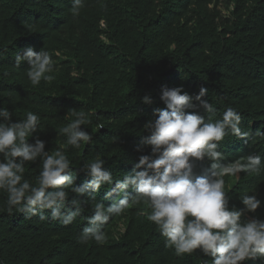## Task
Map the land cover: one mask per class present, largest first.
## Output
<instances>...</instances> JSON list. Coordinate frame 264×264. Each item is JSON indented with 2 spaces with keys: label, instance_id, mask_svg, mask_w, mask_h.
Returning a JSON list of instances; mask_svg holds the SVG:
<instances>
[{
  "label": "trees",
  "instance_id": "obj_1",
  "mask_svg": "<svg viewBox=\"0 0 264 264\" xmlns=\"http://www.w3.org/2000/svg\"><path fill=\"white\" fill-rule=\"evenodd\" d=\"M71 8L72 0H0V107L12 113V122L28 111L40 116L28 142L38 138L45 151H64L75 186L90 181L80 169L96 156L122 179L141 155L151 154L150 146L143 151L137 146L150 134L144 125L157 118L154 110L166 107L160 99L164 87H182L193 97L206 88L204 99L217 109L213 119L228 106L236 108L242 129L251 135L226 136L218 148L225 156L221 163L260 155L264 164V137L255 135L264 131V0H85L78 16ZM28 46L51 54V82L34 87L26 76L29 65L16 67L15 53ZM146 95L151 104L142 102ZM70 110L88 114L82 128L93 141L79 149L67 145L60 132L74 119L66 118ZM195 111L207 120L202 108ZM210 165L207 159L196 161L194 175H203ZM25 168V178L34 183L41 162ZM225 181L229 208L243 209L239 196L254 194L261 206L244 219L264 221V171L259 176L242 172L239 179ZM108 190L105 185L94 193L105 207L121 195L106 198ZM128 195H134L131 189ZM72 199L77 197L69 192ZM78 199L86 201L87 196ZM83 206L84 212L64 226L50 218V210H43L46 221L25 219L15 210L8 213L6 193L0 192V264H211V257L199 250L178 256L166 247L147 220L150 210L144 203L110 219L103 228L105 243L80 244L78 236L93 214L92 202ZM65 207L75 211L68 202ZM122 225L124 234L118 232Z\"/></svg>",
  "mask_w": 264,
  "mask_h": 264
},
{
  "label": "clouds",
  "instance_id": "obj_2",
  "mask_svg": "<svg viewBox=\"0 0 264 264\" xmlns=\"http://www.w3.org/2000/svg\"><path fill=\"white\" fill-rule=\"evenodd\" d=\"M84 7L85 0H72L70 11L78 16ZM14 61L17 68L24 63L29 65L26 76L34 87L41 81L54 79L55 62L44 49L37 52L31 46L25 47L15 53ZM207 94L204 87L194 97L182 87L162 88L160 99L166 107L154 110L157 118L144 125L150 134L137 146V151L150 146L151 154L141 155L132 172L122 179L105 169L100 156L85 161L80 170L90 176V181L84 186H75V176L70 174L71 161L64 151L60 148L45 151V142L38 138L34 144L28 142L40 125V116L28 111L23 119L12 122V113L0 107V156L3 157L0 192L6 193L7 212L11 214L15 210L24 214L25 219L38 216L46 221L49 217L43 210H50L52 220L68 226L84 212L83 205L92 202L93 214L87 218L88 226L78 236V243L103 244L106 242L103 228L110 219L123 214L132 204L144 203L150 210L147 220L155 224L165 246L178 256L199 250L211 257V264L264 260V221L244 219L245 213L256 212L261 200L244 192L239 196L243 209H230L225 186V177L239 179L242 172L259 176L264 164L260 155L221 163L225 156L218 148L225 137L230 134L246 139L251 133L242 129V117L232 106L226 107L219 119H213L217 109L204 99ZM142 102L151 104L152 99L146 95ZM197 108L207 113V120L195 111ZM188 109L194 110L186 112ZM70 117H74L72 122L60 129L66 144L79 149L82 143H91L92 134L82 128L89 122L88 114L70 110L66 118ZM255 135L264 137V131L258 129ZM205 159L211 161L210 168L203 175H194L195 162ZM37 160L41 162V170L33 183L25 178V166ZM105 185L109 188L106 198L121 194L107 207L96 202L94 195ZM129 189L134 195H128ZM69 192L77 199L69 202ZM85 196L86 201L78 199ZM66 202L75 211L66 209Z\"/></svg>",
  "mask_w": 264,
  "mask_h": 264
},
{
  "label": "built area",
  "instance_id": "obj_3",
  "mask_svg": "<svg viewBox=\"0 0 264 264\" xmlns=\"http://www.w3.org/2000/svg\"><path fill=\"white\" fill-rule=\"evenodd\" d=\"M118 232H119V233H124V232H125L123 226H120V228L118 229Z\"/></svg>",
  "mask_w": 264,
  "mask_h": 264
},
{
  "label": "rangeland",
  "instance_id": "obj_4",
  "mask_svg": "<svg viewBox=\"0 0 264 264\" xmlns=\"http://www.w3.org/2000/svg\"><path fill=\"white\" fill-rule=\"evenodd\" d=\"M238 176H239V174H238Z\"/></svg>",
  "mask_w": 264,
  "mask_h": 264
}]
</instances>
